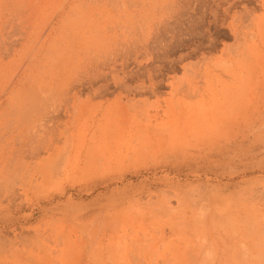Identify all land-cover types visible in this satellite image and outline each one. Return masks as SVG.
Instances as JSON below:
<instances>
[{
	"label": "rangeland",
	"instance_id": "rangeland-1",
	"mask_svg": "<svg viewBox=\"0 0 264 264\" xmlns=\"http://www.w3.org/2000/svg\"><path fill=\"white\" fill-rule=\"evenodd\" d=\"M0 264H264V0H0Z\"/></svg>",
	"mask_w": 264,
	"mask_h": 264
}]
</instances>
